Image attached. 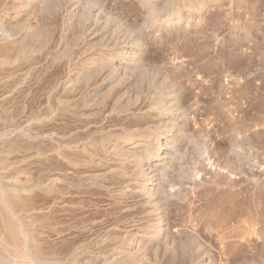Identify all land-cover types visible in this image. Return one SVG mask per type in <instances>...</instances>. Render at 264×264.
Returning <instances> with one entry per match:
<instances>
[{
	"label": "rangeland",
	"instance_id": "rangeland-1",
	"mask_svg": "<svg viewBox=\"0 0 264 264\" xmlns=\"http://www.w3.org/2000/svg\"><path fill=\"white\" fill-rule=\"evenodd\" d=\"M0 264H264V0H0Z\"/></svg>",
	"mask_w": 264,
	"mask_h": 264
}]
</instances>
